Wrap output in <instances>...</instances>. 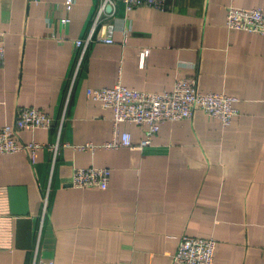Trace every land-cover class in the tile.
Here are the masks:
<instances>
[{"label": "crops", "instance_id": "1", "mask_svg": "<svg viewBox=\"0 0 264 264\" xmlns=\"http://www.w3.org/2000/svg\"><path fill=\"white\" fill-rule=\"evenodd\" d=\"M63 1L0 0V127L35 106L53 126L18 129L17 139L60 142L55 160L47 148L34 163L26 151L0 155V187L26 185L33 219L32 248H17L0 195V264H177L183 234L216 239L213 264H264V38L225 25L228 5L264 10V0H167L164 11L116 0L80 65L75 41L88 37L100 0H76L69 13ZM183 75L238 97L239 114L224 126L195 109L162 122L144 148L136 123L123 124L132 147L74 148L112 135L113 111L88 99V87L161 92ZM89 165L110 169L107 188L70 184L73 168Z\"/></svg>", "mask_w": 264, "mask_h": 264}, {"label": "built area", "instance_id": "2", "mask_svg": "<svg viewBox=\"0 0 264 264\" xmlns=\"http://www.w3.org/2000/svg\"><path fill=\"white\" fill-rule=\"evenodd\" d=\"M37 1V0H31ZM127 10L140 6H147L164 11L168 8L167 0H120ZM116 0H100L94 23L87 38L76 39L79 48L77 62L80 65L86 54L89 43L94 39L97 25L106 17L114 14ZM76 0H64L62 6L69 13ZM109 8V9H108ZM69 16L60 18L62 25L70 21ZM225 25L228 29H238L259 33L264 38V10L261 8H244L228 5L226 7ZM1 36V34H0ZM96 39H98L96 37ZM103 41L112 42L111 37L102 38ZM3 46L0 45V58H3ZM147 51L142 53L146 57ZM87 98L113 111L112 135L104 143L86 142L74 145L77 150H90L97 148L117 149L132 147L131 133L123 124L136 123L143 127V137L138 143L141 148L152 141V137L159 131L164 121H177L190 118L195 109H201L211 117L219 119L224 126L229 125L234 116L239 114L235 106L238 97L219 92H203L197 89L194 76L183 75L176 78L173 88L161 92L145 91L128 87L121 82L107 87H88ZM1 103V101H0ZM63 117L58 122V130L62 126ZM54 119L43 109L35 106H25L18 109L13 123L0 127V155L26 151L32 163L36 162L37 152L47 148L53 152L54 160L59 151L60 142L44 144L36 140L20 142L16 137L18 129L34 131L37 128H50ZM110 169L104 166L89 165L74 167L70 176V184L74 187L87 189H105L109 185ZM0 195L8 196V187H0ZM49 189L43 196V213L38 230L37 241L34 244L37 251L42 221L48 204ZM216 239L183 234L179 238L173 260L177 264H213L216 249ZM32 264H54L53 260L34 258Z\"/></svg>", "mask_w": 264, "mask_h": 264}, {"label": "water", "instance_id": "3", "mask_svg": "<svg viewBox=\"0 0 264 264\" xmlns=\"http://www.w3.org/2000/svg\"><path fill=\"white\" fill-rule=\"evenodd\" d=\"M7 198L8 213L15 218V246L19 249L29 250L32 248L33 219L29 215L27 186L9 185Z\"/></svg>", "mask_w": 264, "mask_h": 264}]
</instances>
